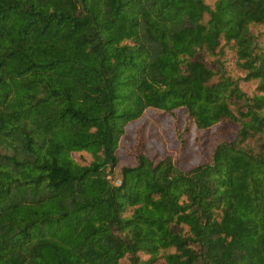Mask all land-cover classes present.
Wrapping results in <instances>:
<instances>
[{
	"label": "trees",
	"instance_id": "trees-1",
	"mask_svg": "<svg viewBox=\"0 0 264 264\" xmlns=\"http://www.w3.org/2000/svg\"><path fill=\"white\" fill-rule=\"evenodd\" d=\"M149 108L239 127L113 182ZM0 264H264V0H0Z\"/></svg>",
	"mask_w": 264,
	"mask_h": 264
},
{
	"label": "rangeland",
	"instance_id": "rangeland-1",
	"mask_svg": "<svg viewBox=\"0 0 264 264\" xmlns=\"http://www.w3.org/2000/svg\"><path fill=\"white\" fill-rule=\"evenodd\" d=\"M239 125L228 118L197 130L186 117L184 108L175 110V117L158 109H146L130 120L119 137L116 153L118 163L110 179L118 180L121 165H135L141 154L156 160L170 154L174 163L188 168L211 160L214 146L235 136Z\"/></svg>",
	"mask_w": 264,
	"mask_h": 264
}]
</instances>
